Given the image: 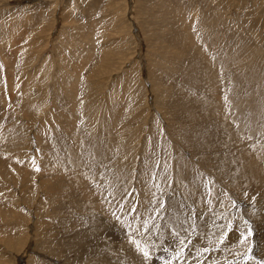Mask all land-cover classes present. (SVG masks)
Listing matches in <instances>:
<instances>
[{
  "label": "rangeland",
  "instance_id": "1",
  "mask_svg": "<svg viewBox=\"0 0 264 264\" xmlns=\"http://www.w3.org/2000/svg\"><path fill=\"white\" fill-rule=\"evenodd\" d=\"M263 181L264 0H0V264H264Z\"/></svg>",
  "mask_w": 264,
  "mask_h": 264
},
{
  "label": "bare ground",
  "instance_id": "2",
  "mask_svg": "<svg viewBox=\"0 0 264 264\" xmlns=\"http://www.w3.org/2000/svg\"><path fill=\"white\" fill-rule=\"evenodd\" d=\"M75 87V86H74ZM264 182V181H263ZM86 203V202H85ZM236 240V239H235ZM108 259V258H107Z\"/></svg>",
  "mask_w": 264,
  "mask_h": 264
},
{
  "label": "snow or ice",
  "instance_id": "3",
  "mask_svg": "<svg viewBox=\"0 0 264 264\" xmlns=\"http://www.w3.org/2000/svg\"><path fill=\"white\" fill-rule=\"evenodd\" d=\"M145 255H147V253H145Z\"/></svg>",
  "mask_w": 264,
  "mask_h": 264
}]
</instances>
